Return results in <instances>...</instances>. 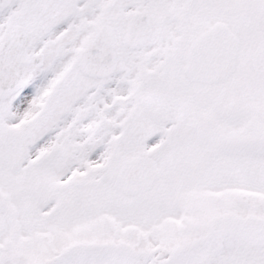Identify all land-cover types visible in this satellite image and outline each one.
<instances>
[{
    "label": "snow or ice",
    "instance_id": "1",
    "mask_svg": "<svg viewBox=\"0 0 264 264\" xmlns=\"http://www.w3.org/2000/svg\"><path fill=\"white\" fill-rule=\"evenodd\" d=\"M0 264H264V0H0Z\"/></svg>",
    "mask_w": 264,
    "mask_h": 264
}]
</instances>
